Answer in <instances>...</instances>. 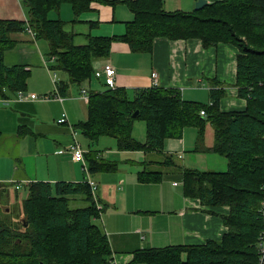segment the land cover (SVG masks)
<instances>
[{
    "label": "trees",
    "instance_id": "16d2710c",
    "mask_svg": "<svg viewBox=\"0 0 264 264\" xmlns=\"http://www.w3.org/2000/svg\"><path fill=\"white\" fill-rule=\"evenodd\" d=\"M95 1L114 3L25 0L26 22L0 20V98H16L18 92L27 89L29 69L3 62L4 53L17 43L13 36L27 27L34 34L33 40L47 42V58L54 60L52 70L67 73L72 85L93 77V61L107 57L113 42L125 43L133 53L146 54L152 52L156 38L197 39L204 49L232 45L238 51L234 85L237 97L246 101L243 111L221 112L219 101L225 95L221 89L211 90L209 105L182 100L172 89L115 88L90 94L87 120L74 129L93 143L111 137L118 151L149 155L162 153L167 140H179L185 128L193 127L197 131L194 152L214 153L227 162L225 172H182L184 196L196 198L206 207L228 208L226 215L219 216L227 230L222 238L201 245L137 250L130 264H257V241L264 229V218L258 212L264 202V0H220L188 13L165 11L163 0H127L123 3L133 19L126 23L125 32L112 37L90 36L84 46L73 44L62 21L48 18L51 11L68 4L77 22L76 18ZM59 91L66 95L67 85L60 86ZM137 120L144 123V142L131 136ZM207 124L212 127L213 143L205 147ZM149 164L148 160L143 162L144 169L137 174L139 184L161 181L163 172L148 171ZM157 164L175 166L167 156ZM88 170L113 172L115 166L90 153ZM24 191L23 223L14 227L0 220V264H113L108 238L94 223L102 211L95 208L85 181L35 182L27 184ZM78 196L88 206L70 208L69 201Z\"/></svg>",
    "mask_w": 264,
    "mask_h": 264
},
{
    "label": "crops",
    "instance_id": "0c3cea01",
    "mask_svg": "<svg viewBox=\"0 0 264 264\" xmlns=\"http://www.w3.org/2000/svg\"><path fill=\"white\" fill-rule=\"evenodd\" d=\"M24 1L0 0V20L26 22L28 12ZM105 1L114 3L92 2L88 11L76 18L77 22L73 21V11L68 4L51 11L48 18L62 21L63 30L72 35L76 46L87 45L90 36H120L125 32L126 23L133 19L123 3L127 0ZM163 1L167 12L188 13L194 10L198 0ZM204 1L209 4L220 0ZM52 13L56 15L51 19ZM13 38L17 43L4 53L3 62L6 66L19 65L29 69L30 78L25 93L40 97L58 92L60 100L18 102L15 95L0 98V187L15 189L18 184L19 190H24L27 184L35 182L81 183L88 176L97 185V201L102 206L100 217L94 223L108 238L113 264H130L132 254L137 250L201 245L207 240L218 241L222 238L227 230L219 216L226 215L228 208L206 207L198 199L183 194L182 172L187 168L183 162L179 164L175 161L176 158L183 160L180 152L184 151L185 141L182 137L168 140L162 153H142L145 160L151 158L148 166L163 168L162 178L178 177L180 186L176 190H159L154 194L150 185L158 187L160 182L139 184L137 174L144 169L142 164L145 160L135 165L123 161L122 168L113 176L84 171L83 163L88 168L90 153H95L100 160L103 157L91 151L94 143L74 129L88 116V100L81 98L80 91L85 89L88 95L103 91H92L91 79L81 85H72L67 73L52 70L54 60L47 58L46 41H35L26 31L15 34ZM237 54V49L229 44L204 49L197 39L171 41L156 38L149 54L133 53L125 43L113 42L109 55L95 59L93 68L95 70L105 63L111 64L116 72L113 78L115 88L125 90L150 88L151 74L155 72L158 88L175 90L185 101L209 103L211 90L221 89L225 95L219 101V110L243 111L246 101L237 97L234 85ZM97 83L104 86L100 79ZM212 83L217 86L213 87ZM63 85H67L66 95H61L59 91ZM62 114L67 118L65 125L57 123ZM195 135L197 139V131ZM195 144L196 140L189 152H194ZM71 145H78L82 149L83 161L72 160L69 153ZM131 152L117 153V150H113L112 155L118 154L119 159H125ZM164 156L171 157L175 166L165 168L153 160L159 159L161 162ZM171 185L178 187L174 182Z\"/></svg>",
    "mask_w": 264,
    "mask_h": 264
},
{
    "label": "rangeland",
    "instance_id": "374dc122",
    "mask_svg": "<svg viewBox=\"0 0 264 264\" xmlns=\"http://www.w3.org/2000/svg\"><path fill=\"white\" fill-rule=\"evenodd\" d=\"M56 15L55 13H52L51 16ZM55 18V17H54ZM53 18V19H54ZM52 19V18H51ZM59 72V70L57 71ZM92 84H91V90L96 91H104L107 89L103 85H99V83L96 84L97 80L94 77H91ZM100 82V81H99ZM201 101H204L201 100ZM195 128L193 127H187L183 130L182 133V139L185 141V145L183 147L184 151L180 152L183 160H178L176 158V162L181 164L182 162L185 164L187 169L190 170H196L199 172H225L227 170V162L226 160L214 153H194L189 152L192 150V146L194 141L196 140L195 135ZM131 136L133 139L144 142L145 141V130H144V123L142 121H135ZM168 141V140H167ZM166 141V142H167ZM165 144L167 145V143ZM169 143V142H168ZM213 143V131L210 124H207L205 127V133H204V146H212ZM164 144V146H165ZM94 146L91 148V151L98 152L102 155L103 161L111 163L115 166V170L113 172H102L105 173L104 175L107 176H113L117 170H120L122 168L123 161L127 164H133L139 163L143 160H145L142 152L140 151H133L130 154L127 155V158L119 159V155L115 154L112 155L113 150H117V144L116 140L111 137H101L97 140V143L93 144ZM117 153H120V151L117 150ZM148 160H151L150 157H148ZM154 161L160 162L159 159H153ZM148 171H158L162 172L164 171L162 167L159 166H147L146 168ZM177 183L178 187H173L171 183ZM180 186L179 179L176 175L174 176H167L163 177L159 183V186H153L150 185V190L152 193L157 194L159 190L163 191H170V190H176ZM122 193V192H120ZM26 198V191L23 189L16 190L13 187L6 186L5 188L0 187V220L5 222V224H8L9 226H16L19 227L20 224H22L25 219L22 211V202ZM88 202L82 199V196H78L75 199H71L69 201V207L74 208H83L88 206ZM95 208L97 210H101V205L99 202L94 201ZM264 207V202L261 203L258 212H261V209ZM102 215V214H101ZM26 226H23L22 228H25Z\"/></svg>",
    "mask_w": 264,
    "mask_h": 264
},
{
    "label": "built area",
    "instance_id": "2783aa9c",
    "mask_svg": "<svg viewBox=\"0 0 264 264\" xmlns=\"http://www.w3.org/2000/svg\"><path fill=\"white\" fill-rule=\"evenodd\" d=\"M26 32L33 38L34 34L31 32V30L27 27ZM115 68L109 64V63H105L101 68L95 69L93 71V77L95 79H100L102 80L104 86L107 88L106 90H112L115 89L114 86V82H113V78L115 76ZM158 85V79H157V74L155 72H153L151 74V87H157ZM80 96L81 98L88 100L89 99V95L86 92L85 89H82L80 91ZM58 99L60 100V96L58 94V92H55L54 95L52 96H36L34 94H29L27 95L26 93L23 92H18L16 95V101L20 102V101H25V100H30V101H48L50 99ZM211 103L209 102V105ZM200 115L204 116V112L200 111ZM58 124H65L67 123V118L65 116V114H62L61 117L57 120ZM69 153L70 156L72 158L73 161H77V160H82L83 161V151L82 149L78 146V145H71L69 147ZM83 170L84 171H88L87 166L85 165V163H83ZM86 184L89 186L92 197L94 199V201L97 202V185L94 181H92L88 176L85 179ZM16 190L20 189V185H16L15 186ZM262 216L264 218V207L261 210ZM257 249H258V262L257 264H264V229L260 232L259 236H258V241H257Z\"/></svg>",
    "mask_w": 264,
    "mask_h": 264
},
{
    "label": "water",
    "instance_id": "95a60500",
    "mask_svg": "<svg viewBox=\"0 0 264 264\" xmlns=\"http://www.w3.org/2000/svg\"><path fill=\"white\" fill-rule=\"evenodd\" d=\"M206 5V2L204 0H198L195 4L194 10H199L202 9ZM138 112L136 111L134 116H136Z\"/></svg>",
    "mask_w": 264,
    "mask_h": 264
},
{
    "label": "bare ground",
    "instance_id": "6f19581e",
    "mask_svg": "<svg viewBox=\"0 0 264 264\" xmlns=\"http://www.w3.org/2000/svg\"><path fill=\"white\" fill-rule=\"evenodd\" d=\"M207 5V4H206ZM49 54V53H48ZM62 125V124H61ZM65 125V124H64Z\"/></svg>",
    "mask_w": 264,
    "mask_h": 264
}]
</instances>
